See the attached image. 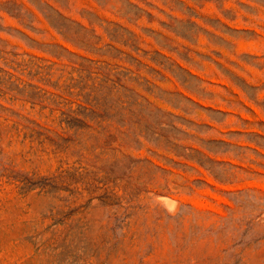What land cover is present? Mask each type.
Masks as SVG:
<instances>
[{
	"label": "rangeland",
	"instance_id": "1",
	"mask_svg": "<svg viewBox=\"0 0 264 264\" xmlns=\"http://www.w3.org/2000/svg\"><path fill=\"white\" fill-rule=\"evenodd\" d=\"M0 264H264V0H0Z\"/></svg>",
	"mask_w": 264,
	"mask_h": 264
}]
</instances>
